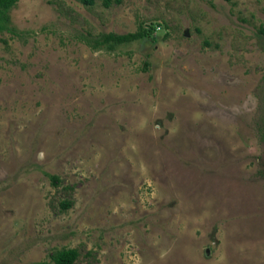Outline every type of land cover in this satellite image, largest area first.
I'll return each instance as SVG.
<instances>
[{"label":"rangeland","instance_id":"obj_1","mask_svg":"<svg viewBox=\"0 0 264 264\" xmlns=\"http://www.w3.org/2000/svg\"><path fill=\"white\" fill-rule=\"evenodd\" d=\"M9 18L0 264H264V0H20ZM141 24L113 52L88 42Z\"/></svg>","mask_w":264,"mask_h":264},{"label":"trees","instance_id":"obj_2","mask_svg":"<svg viewBox=\"0 0 264 264\" xmlns=\"http://www.w3.org/2000/svg\"><path fill=\"white\" fill-rule=\"evenodd\" d=\"M20 0H0V33L8 30L14 32L9 28L10 18L9 12L17 6ZM84 5H93L95 0H80ZM229 1V0H227ZM112 0H105L106 6L111 4ZM154 28L148 27L146 24H141L136 32L126 34H101L99 37L89 39V44L98 50L106 49L107 51H115L117 47L131 44L134 42L146 40L152 36ZM52 182L58 185L59 178L51 177ZM70 203L65 202L64 208L68 209ZM79 251L77 249H57L51 252L49 259L43 261L41 264H76L79 259Z\"/></svg>","mask_w":264,"mask_h":264}]
</instances>
